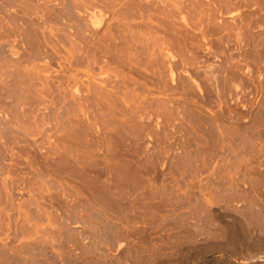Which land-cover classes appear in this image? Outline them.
Segmentation results:
<instances>
[{"label": "rangeland", "instance_id": "374dc122", "mask_svg": "<svg viewBox=\"0 0 264 264\" xmlns=\"http://www.w3.org/2000/svg\"><path fill=\"white\" fill-rule=\"evenodd\" d=\"M0 264H264V0H0Z\"/></svg>", "mask_w": 264, "mask_h": 264}]
</instances>
